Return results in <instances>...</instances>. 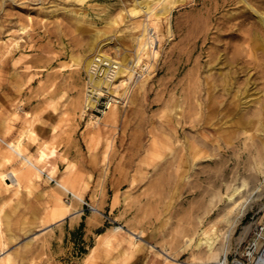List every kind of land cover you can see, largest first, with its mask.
<instances>
[{"label":"rangeland","instance_id":"rangeland-1","mask_svg":"<svg viewBox=\"0 0 264 264\" xmlns=\"http://www.w3.org/2000/svg\"><path fill=\"white\" fill-rule=\"evenodd\" d=\"M136 1L0 0V172L24 163L7 146L19 138L24 156L47 142L55 165L18 192L0 183L9 264H251L264 244L243 230L264 219V0H184L159 17L128 104L93 127L83 63L105 44L130 65L147 17ZM234 186L257 188L225 213ZM53 195L73 213L51 224ZM204 228L220 233L215 252L195 246Z\"/></svg>","mask_w":264,"mask_h":264},{"label":"bare ground","instance_id":"bare-ground-1","mask_svg":"<svg viewBox=\"0 0 264 264\" xmlns=\"http://www.w3.org/2000/svg\"><path fill=\"white\" fill-rule=\"evenodd\" d=\"M142 1L144 2L143 4H141ZM155 2H156V5H154ZM183 2H184V0H141L140 2L136 1L134 3V6L131 7V11L128 9L130 14L137 15L140 12L139 10H141L145 13V15L147 17H145L146 22L143 23L144 32L142 31L141 34L137 36L138 47L136 48V52L134 53V57H132V59L130 58L131 59L130 65L128 64V62H124V61L118 59V61L120 63V67H119V70H118L115 78L111 82H106L102 78H96L95 79V86L98 88H101V86H106L109 88L111 86L117 87V86L124 85V84L126 85L128 83V81H130L133 78L135 66L137 64H139L143 59H145V61L142 64H147V66H149L151 63L150 59H153V57H155L157 55L158 48H159V45H158V43H159V36L158 35L159 34L155 33L157 30V24H158L159 17L169 18L170 14L172 13V10L178 4H181ZM138 7H140V8L138 9ZM258 18H259V20L264 22V16H262L261 13L258 15ZM170 30L171 29L169 26L168 31H170ZM108 40H106V41H108ZM103 45H105V44H102V46L97 48L94 51V53H92V55L90 57L85 59L83 65H84V69H85L86 73L89 70V66H90L91 60H92L94 55L100 54V55H104V56H109V54L102 51ZM96 98H97V96H95L93 101H96ZM77 105H79V104H77ZM84 112H85V109H84ZM80 116H81V114H80ZM83 116H84V114H83ZM87 116H88V120L91 122L92 126L97 127L100 124L101 120H104V123L109 122V121H115L117 118V107H115V106L111 107L109 110H107L105 112V114L103 116L92 115L89 113L87 114ZM259 122H261V120ZM201 142H202L201 145L205 144L204 143L205 141H201ZM262 145H264V140H262ZM7 146L9 147L10 150L19 154V156L23 157L24 163H22V165L19 168L12 167L8 171L0 172V183L2 185H5V188L9 189L10 187H15V190H16L15 192H18L21 190L23 184L30 183L35 178H37V179L40 178V176L43 173L46 174L49 178L53 177L54 169H55V165L52 162V157L54 156V148L52 146H50L47 142L40 145L37 152L34 154H31V156H24L23 155V152L21 149V146H22V139L21 138L17 139L16 141H12V142L8 143ZM191 150H192V160L195 162L200 156L201 148L198 146V144H192ZM7 153H8V155L6 154L7 156H5V161L9 162L11 152L7 151ZM262 164H264V163H262ZM261 170H262V172H264V169H261ZM201 172L202 171H198V168L196 167L192 174H194L195 176L198 177V174ZM56 184L60 187V189L62 188V190H68L65 187V185L57 179H56ZM231 187L233 188V186H231ZM256 188H257L256 186H254V187L252 186L250 188L251 192L249 191L250 192L249 194L247 192L240 193V191H239L240 188L238 186H236L231 192L228 190L230 193H228L225 196H222L223 198L220 199V200L223 199V201H224L225 206L224 205L223 206L225 209L224 210L225 213L226 212L229 213V211L235 205H237L240 202H242V206H243V204H245V202L248 201L250 195H252V193L254 192V190H256ZM228 189H229V187H228ZM72 195L75 198L80 199V195L78 196V194L73 193V192H72ZM53 201L57 203L56 207L54 209H52V211L49 209L46 210V214L51 213V215H52L53 220H52V222H50L51 224L53 222L61 221L64 219L65 215H71L73 213V212H71V210H72L71 205L72 204L65 203V200L58 197L57 195H53ZM65 212H66V214H65ZM225 213H223L222 215H224ZM240 215H241V211L234 217V219L233 218L232 219L231 218L225 219L223 226H225V227L227 226L229 229V227L231 225H234L236 223V221H237L236 218H238V216H240ZM50 223H47L45 226L50 225ZM251 225H253L255 227V229L259 230V232H261V235H264V219H260L254 223L252 222L251 224L246 225L243 229L244 233L246 230H248L251 227ZM112 229L114 232H116L119 230L121 231L122 228L119 226H115ZM127 232L129 233L130 236L134 237L135 239H137V237L139 236V235H137V233L135 231H133L131 229H127ZM200 235H202V236H201V238H199V241H197L195 246L199 247V246L204 245V248H205L204 251L215 252L212 250L215 249V245H216L215 243H216V241L218 242L217 236L220 235V233L219 234L216 233L215 235L209 236L206 232V228H204L201 231ZM6 244L7 243L4 240L1 241V243H0V264H9L11 261L10 253L6 251ZM151 246L154 247L155 245H151ZM256 252L258 254L256 253L257 256L251 264H264V244H262L256 250ZM163 253L166 254V257L172 258L171 260H173V257L171 255L167 254L166 251H163ZM4 256H6L5 260H3ZM191 263H193V262H191ZM200 263H202V262H200ZM205 263H207V262H205ZM219 264H224V263L220 262Z\"/></svg>","mask_w":264,"mask_h":264},{"label":"built area","instance_id":"built-area-1","mask_svg":"<svg viewBox=\"0 0 264 264\" xmlns=\"http://www.w3.org/2000/svg\"><path fill=\"white\" fill-rule=\"evenodd\" d=\"M142 63L135 66L133 78L126 85L98 88L95 86V79L102 78L106 82H111L119 70L120 63L110 55H94L85 76V111L92 115L103 116L113 106L125 107L129 101L132 80L140 79L149 67ZM95 96H97L96 101H93Z\"/></svg>","mask_w":264,"mask_h":264}]
</instances>
